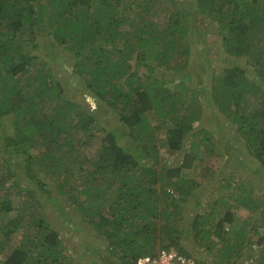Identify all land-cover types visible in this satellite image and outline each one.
<instances>
[{
  "label": "trees",
  "instance_id": "1",
  "mask_svg": "<svg viewBox=\"0 0 264 264\" xmlns=\"http://www.w3.org/2000/svg\"><path fill=\"white\" fill-rule=\"evenodd\" d=\"M198 15L214 22L230 56L244 59L228 62L200 87L229 121L237 146L259 164L264 184V0H0V264H92L88 254L104 239L124 264L172 246L199 264H233L231 254L240 252L232 237L247 236L232 224L231 201L259 213L252 226H261L264 244V196L252 195L255 181L249 180L251 190L233 179L236 170L214 187L227 197L218 195L209 211L198 210L190 220L193 238L212 260L196 258L182 244V204L199 185L184 168L195 165L202 150L236 148L195 127L201 107L186 66ZM48 41L72 57L67 77L47 60ZM70 77L94 97L95 108L66 93ZM101 103L123 127L124 143ZM158 142L182 150L181 163L146 168L160 155ZM42 199L54 211L61 204L64 232L89 225L93 245L82 241L76 257L64 251ZM219 203L225 205L220 216ZM248 264H264V255Z\"/></svg>",
  "mask_w": 264,
  "mask_h": 264
},
{
  "label": "rangeland",
  "instance_id": "2",
  "mask_svg": "<svg viewBox=\"0 0 264 264\" xmlns=\"http://www.w3.org/2000/svg\"><path fill=\"white\" fill-rule=\"evenodd\" d=\"M190 18V17H188ZM198 26L196 25V29L191 30V36L189 38V46H190V56L187 59V68H191L192 70V79L188 83V87L192 86V92L195 96H197V101H199V105L201 107V118L198 119L197 125L195 127L205 126L209 131L214 132L216 137H224L228 140V146H235L236 148L233 151H229L224 149L222 145H215L214 152L209 154L205 150L200 152L201 158L196 161L194 160V164L191 168H184V172L187 173L189 176H195L196 180L199 182V185L193 188V193L190 197V200L185 201L182 206L184 205L183 213L180 214L181 220H179V229L181 230L182 244L197 258L202 256L204 260L207 262L212 260V253L207 251L199 240L193 238L192 236V229L190 220L192 219L194 213L198 210L202 211H209L211 208V200H216L218 195L225 194L228 195V191L219 189V191L214 188L216 187L217 183H220V178L222 176H229V170H236L235 173L232 172L230 175L233 179L238 181L242 180L244 183L247 182L249 188L252 187L249 185V180H253L256 183V187L252 190V195L255 198H259L264 196V184L258 178L259 174V164L256 160L247 154L246 149L242 146H237L240 144L239 142L235 141L234 129L231 128L229 121L225 120L224 116L217 111L216 107L211 105L209 101V95L201 90V84H206L210 81L212 75L217 74L222 67H224L230 61H239L241 64H244L243 58H235L232 55L230 56L223 47L221 42V36L216 31V27L214 22H212L207 17H203L202 15H198L196 19ZM199 34V35H198ZM51 41V40H50ZM49 42V41H48ZM44 53L48 61L53 63V66L56 71H60V74L64 77H67V70L70 71V66L72 65V57L68 54H65L62 50H58L54 47L53 43L45 44ZM206 48V52H204ZM205 56V60H202L201 57ZM62 64V65H61ZM194 66V67H193ZM185 67V68H186ZM200 69L202 81L199 79V75L197 70ZM250 75L253 76V70L251 67H248ZM162 71V70H161ZM160 71V72H161ZM65 72V73H64ZM201 81V83H199ZM77 79L74 77L73 79L70 77L68 78V82L66 83V93L68 95L75 94V97L79 100H83V97L86 102H88L92 108L97 106V102L93 96L89 93L85 92L77 88ZM168 86L172 89L174 84L169 83ZM82 89V88H81ZM189 100L190 96L188 95ZM188 100V103L190 102ZM101 103V111L103 112L102 115L105 119L108 118V124L111 127L118 126V133L120 136V140L124 143L128 140L127 135H121V131L123 127L120 123L117 122V117L111 115L110 108L107 105H102ZM196 103H193L195 105ZM211 105V106H210ZM220 123V125L217 124ZM102 135V133L100 134ZM160 136V135H158ZM223 141V140H222ZM187 148V142H185L184 147ZM160 147V155L157 159H151L148 161L144 166L149 168L151 164H156L158 170H162V167L165 166H172V165H179L182 160V150H172L162 146L158 142V148ZM185 148V149H186ZM232 148V147H231ZM139 155H141V151L139 150ZM241 158L245 164L250 165L251 168H245L246 166H242L241 163L238 162V158ZM17 164L11 163V168L13 172L17 169ZM197 171V172H196ZM17 173V172H16ZM25 182V181H24ZM30 184V183H28ZM246 184V183H245ZM246 184V185H247ZM247 186V187H248ZM227 197V196H226ZM44 211L45 213L51 218L52 224L55 226L56 229H59L60 236L64 241V245L67 248H64V251L67 249L72 250L75 256L76 250L80 249V244L82 241H85V244L88 246H92L96 237H94L93 230L89 229V225H84L85 227L79 228L76 227L73 233L64 232L67 230L62 222H64V217L58 214L60 211L61 204L56 208L54 211L52 205L49 202L45 201ZM222 203V202H221ZM219 203V209L221 210L218 213L220 216L223 213L225 207L221 206ZM230 208H232V215H233V226L236 228L235 230H239L242 228L243 234L247 237L239 238L232 237V240L237 242L239 246L240 255L238 256L236 253H232L230 256L231 262L233 264H248L253 259L257 257V253H262L264 255V244L258 242V236L260 233L263 232L261 226H252L258 224L260 220V215L257 211H250L244 206L235 205L232 201L229 202ZM56 207V206H55ZM74 208V207H72ZM72 211H76L73 209ZM78 213L75 212L74 214V221H78L77 218ZM217 216V217H218ZM262 221V220H261ZM1 222V221H0ZM85 222H83L84 224ZM240 233V231H239ZM228 235V234H227ZM224 236H226L224 234ZM0 239H4L3 235L1 234ZM250 241V244L248 242ZM16 240L13 236L10 238V242L14 243ZM107 240L104 239V243L101 244L95 241L94 248L87 249V251H93L88 254L89 260L94 264H124L122 260H120L116 255H113L112 252L110 253V249H106ZM221 242L218 243L217 249L221 248ZM218 250H215L217 252ZM68 252V251H67ZM3 254V252H1ZM73 253L69 256L73 257ZM3 257V255H2ZM76 257V256H75ZM93 260V261H92ZM92 263V264H93Z\"/></svg>",
  "mask_w": 264,
  "mask_h": 264
},
{
  "label": "built area",
  "instance_id": "3",
  "mask_svg": "<svg viewBox=\"0 0 264 264\" xmlns=\"http://www.w3.org/2000/svg\"><path fill=\"white\" fill-rule=\"evenodd\" d=\"M133 264H199L197 260L182 253L176 247L160 248L154 253L138 255Z\"/></svg>",
  "mask_w": 264,
  "mask_h": 264
}]
</instances>
